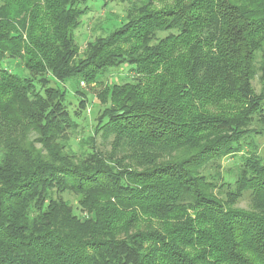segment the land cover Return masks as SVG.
I'll return each instance as SVG.
<instances>
[{"label":"trees","instance_id":"16d2710c","mask_svg":"<svg viewBox=\"0 0 264 264\" xmlns=\"http://www.w3.org/2000/svg\"><path fill=\"white\" fill-rule=\"evenodd\" d=\"M89 1L0 0V264H264V0H129L81 51Z\"/></svg>","mask_w":264,"mask_h":264},{"label":"rangeland","instance_id":"374dc122","mask_svg":"<svg viewBox=\"0 0 264 264\" xmlns=\"http://www.w3.org/2000/svg\"><path fill=\"white\" fill-rule=\"evenodd\" d=\"M91 0L87 3L90 10L82 17L81 25L73 30V35L76 43L80 46L81 51L84 49V46L87 40L93 39L95 36L102 34L106 29L111 28L112 26L119 25V22L122 20V17L125 14V10L128 7L129 0ZM131 1H140V0H131ZM10 68L16 74L20 76H28V71L23 69V66L19 64L18 60L10 59ZM12 62V63H11ZM16 62V63H15ZM17 65V66H16ZM133 73L128 69V65H122L119 68L111 70L105 77L101 78L103 82H109L115 80L116 82H125L130 81ZM73 81H68L62 83L58 86H63L67 90L69 108L71 111L77 108L79 96L75 94V86L72 87ZM253 85L256 92H259L260 85L258 84L257 77L253 80ZM92 86H88L86 83L81 82L80 88L87 93V105L85 112L83 111L82 116L79 119H76L79 126L76 129V132L73 134L72 146L75 150H78L77 142L80 138L86 137L92 133V126L94 123V117L98 114L100 110V105L97 104L94 90L91 89ZM78 109V108H77ZM258 144V153L261 156V159L264 163V135L258 136L256 138ZM97 144L102 148H109V141L97 137ZM234 158L223 159L221 161L224 167L230 166L234 167ZM63 198L69 199L71 204L74 206V211L76 214L79 213V207L77 206L76 198L73 194H64ZM248 196L240 199L238 206L246 208L248 206Z\"/></svg>","mask_w":264,"mask_h":264}]
</instances>
